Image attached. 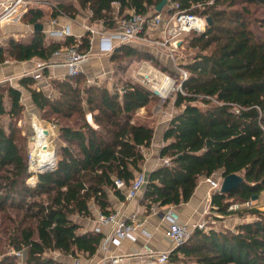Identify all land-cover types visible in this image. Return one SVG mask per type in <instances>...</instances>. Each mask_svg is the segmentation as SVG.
<instances>
[{
  "label": "trees",
  "instance_id": "obj_1",
  "mask_svg": "<svg viewBox=\"0 0 264 264\" xmlns=\"http://www.w3.org/2000/svg\"><path fill=\"white\" fill-rule=\"evenodd\" d=\"M163 1L71 0L78 7L59 3L49 18L74 19L82 9L90 13L91 22L115 30L130 13L149 20ZM171 1L192 14L209 17L211 24L204 33L191 32L187 37L193 55L183 64L188 71L185 94L177 93L165 104L174 99L177 109L160 153L170 165L147 176L143 199L148 210L178 206L190 201L202 178L241 175L244 181L239 188L212 193L211 206L224 218L249 220L233 229L194 231L184 245L170 252L167 264H264L260 205L264 193V16H256L264 0ZM44 18V12L36 8L29 9L22 21L34 27ZM76 45L81 53L90 51V34L80 42L67 38L49 44L43 32H35L28 43L8 38L0 45V64L49 62L55 52ZM137 60L174 74L152 52L135 44L119 46L110 57L121 72ZM35 85L30 76L19 80L35 108L59 130L56 168L40 174L35 185L28 183L30 175L34 180L37 173L29 171L28 147L17 127L24 111L22 92L7 82L0 84V264H68L61 258L94 256L103 235L84 231L76 219L92 218V206L101 214L113 213L109 194L124 196L115 188V180L129 185L143 173L145 151L155 134L136 115L159 99L137 82L128 79L122 92H110L89 83L82 73L50 80L52 94ZM4 116L7 123L2 122ZM248 202L253 205L245 206ZM232 205L240 208L230 210ZM29 219L34 230L25 231Z\"/></svg>",
  "mask_w": 264,
  "mask_h": 264
},
{
  "label": "crops",
  "instance_id": "obj_2",
  "mask_svg": "<svg viewBox=\"0 0 264 264\" xmlns=\"http://www.w3.org/2000/svg\"><path fill=\"white\" fill-rule=\"evenodd\" d=\"M6 1L10 0H0V3ZM36 1L37 4H31L28 10L39 8L44 12L45 18L42 22V32L45 35L47 44L51 42H63L65 40L53 38L48 35V32L54 30L56 27L70 28L72 33V37L70 38L78 40V42H80L81 39L88 34L85 28L86 26L97 28L102 33L109 31L105 26H103V24L91 22L90 13L82 9L79 10L76 18L71 19L67 17H60L57 19V25H53L52 20L49 18L52 13V7L59 3L68 4L74 2H71V0ZM76 6L78 7L77 4ZM2 10L3 8L0 6V13ZM26 12H23L22 7H18V11L12 19L3 21L0 24V45H3L8 38H13L24 43H28L32 40L35 33L34 27L22 21V17ZM26 37H29V40H19L22 38L27 39ZM101 39V37L96 38L92 47L93 49L91 50L92 56L83 68V74H85L89 82H91L92 79H96L97 81L94 82L95 84L106 87L110 92H122L125 87L122 88V84L116 82V77H118L119 80L121 78L124 80L129 79L133 82L139 83L138 73L141 69L142 71L156 70L163 73L151 63L144 62L139 66L137 61H134L133 65H129L130 67L128 66L127 70L122 72L118 71L116 66L110 61L112 54H102L99 52L98 44ZM153 54L162 64L165 63L163 62L165 60L169 64V58L167 56V58H165L162 54ZM63 58V55L52 58L50 60L51 66L44 69V76L41 81L38 82V86H40V88L48 94L53 93L50 86V80L63 79L68 74L67 68L62 65L64 63ZM40 61L41 60L39 59H33L25 62L9 61L4 64H0V84L5 83L9 78H13L11 84L9 82L7 83L15 88H19L22 95L27 94L28 91L19 86V80L25 76H30L31 72L36 68V64ZM136 64L139 67L136 66L137 68L132 71V67ZM164 65L167 66V64ZM26 98V114H29L30 110L33 111L35 109V106L30 95L26 96ZM164 103L166 102L159 100L153 108H142L136 115L142 123L151 126L155 130L152 144L150 148L145 151L146 160L144 163L143 173L147 176L163 165L160 153L166 144L164 141V133L174 114L177 112L173 103H170L167 106H165ZM32 121L33 130H35L34 124L36 122L42 126V123H40L36 117H33ZM43 128L46 129L45 126ZM212 178L219 181L222 180L219 174ZM213 192L214 191L211 190L207 178H202L189 202L178 206L154 207V209L152 208L151 210H148L147 203L143 199L144 192L140 193L136 198L131 200L126 199L125 196L120 198L118 195L111 192L109 194V199L113 213H117L122 221L129 224L134 222L135 230L131 234L132 238L121 240L120 243H115L113 241V236L115 237L113 234L114 227L111 225L99 224L97 222V216L100 212L97 207L92 206V218H78L76 221L83 227L84 231H97L103 235L100 248L92 257L80 256L78 259H74L72 257L61 259L68 264H98L103 258L109 255H116L125 257L122 264H140L142 259L140 255L143 253L146 245L151 246L158 251H172L176 247L172 244L167 234L168 222L165 219L167 211L170 208H173V210L179 214L182 222L187 224L197 223L204 217L206 218V216H204V211L206 206L211 201ZM211 215L215 217L216 224V219H220V215L213 212Z\"/></svg>",
  "mask_w": 264,
  "mask_h": 264
},
{
  "label": "built area",
  "instance_id": "obj_3",
  "mask_svg": "<svg viewBox=\"0 0 264 264\" xmlns=\"http://www.w3.org/2000/svg\"><path fill=\"white\" fill-rule=\"evenodd\" d=\"M34 1V2H33ZM36 0H10L0 3L3 10L0 13V24L3 21L10 20L17 13L18 7H22L23 12L28 11L31 4H37ZM170 9L167 20L162 17V13L155 12L148 20L146 15L130 13L127 17L121 18L118 21V26L115 30H109L105 33L100 32L97 28L86 26L87 32L90 34L91 49L87 53H81L77 50V45L64 48L54 53V57L62 56L64 65L69 76H78L83 73V65L91 58V50L95 43L96 38L101 37L99 41V52L102 54H112L116 48L125 44H145L149 43L156 48H166L167 55L173 62V67L177 77L168 75L166 73H160L154 70L139 71V83L145 88L149 89L153 95L162 102L172 98L174 94H185L183 84L188 79V71L184 68L183 63L178 61L183 59V56H178V48L181 46L179 37L191 32L198 34L204 33L207 28V22L205 17L192 14L187 10L181 9L178 3L169 1ZM53 25H57V20H52ZM162 29V33L157 38L149 36L150 31ZM48 35L57 39H67L72 37L70 28H54V30L48 32ZM174 40V41H172ZM78 42V40H76ZM51 66L50 61H40L36 64V68L31 72L30 76L37 82L43 78L44 69ZM13 78H9L6 82L12 83ZM40 88V86H38ZM32 116V115H31ZM34 116V115H33ZM32 116V117H33ZM35 117V116H34ZM33 126V121H32ZM31 160V155L29 156ZM163 165H170L168 159L163 160ZM147 175L139 173L131 181L129 185L123 180H115V188L120 190L126 199L131 200L136 198L140 193L144 191V187L147 183ZM212 191H219L222 180H216L214 178L207 179ZM253 202L246 203L245 206L250 207ZM209 209L213 211L211 201L208 204ZM207 206V208H208ZM205 209L204 217L201 221L194 224H187L181 221L179 214L170 208L165 216L168 222V237L172 244L178 248L184 245L191 237L194 231L200 230L208 232L210 229H214L215 221L212 220V215L209 209ZM240 205H234L230 207V210H237ZM154 209V208H153ZM219 217H222L221 215ZM208 218V219H207ZM97 222L101 225H111L114 227L113 241L120 243L121 240L131 239V234L135 230L134 222L129 224L122 221L117 213H111L104 215L99 213L97 216ZM175 248V249H176ZM171 251H158L151 246L146 245L140 264H167L169 254ZM125 257L109 255L103 258L98 264H122Z\"/></svg>",
  "mask_w": 264,
  "mask_h": 264
},
{
  "label": "rangeland",
  "instance_id": "obj_4",
  "mask_svg": "<svg viewBox=\"0 0 264 264\" xmlns=\"http://www.w3.org/2000/svg\"><path fill=\"white\" fill-rule=\"evenodd\" d=\"M169 1H171V0H168V2ZM170 3H168V5L162 10V17L164 18V19H166L167 20V18H168V14H169V12H167L169 9H170V5H169ZM258 10H259V12L256 14V16H259V17H263L264 15H261V14H263L264 13V6H259L258 7ZM156 12V10L152 13V14H154ZM199 16V15H198ZM258 26V25H257ZM263 29H264V27H263ZM32 30V29H31ZM161 33H162V29L160 28V29H158V30H155V31H150L149 32V36L150 37H152V38H157L158 36H160L161 35ZM30 36V35H29ZM189 36H191V34L189 35V34H186V35H184V36H181V37H179V38H177V39H179V41L181 42L180 44H181V46L178 48V56H183V59L182 60H180V61H178V64L181 62L182 63V61H184V63L186 64V63H188L189 62V59L192 57V55H193V52H192V50H190V49H188L187 48V41L189 40V38H187V37H189ZM27 39H19V40H23V41H27V40H29L28 38L29 37H26ZM172 41H174V40H172ZM135 45H137L138 47H140V48H142V49H144V50H146V51H149V52H152V53H155L156 55L157 54H162L163 55V57H165V58H169V64H168V62L165 60V61H163V62H165L164 64H167V66L166 67H168L169 68V66H172V67H170L173 71H174V74L172 75V76H174V77H177V74H176V70H175V68L173 67V62H172V60L170 59V57L167 55V49L166 48H156L155 46H152V44H149V43H146V45L145 44H135ZM167 56V57H166ZM138 61V63H139V66L141 65V64H143L144 63V61H140V60H137ZM89 62V60L88 61H86L85 63H84V65L85 64H87ZM183 63V64H184ZM130 65H133V62L132 63H129ZM129 64H127V65H129ZM84 65H83V68H84ZM139 67L137 64L136 65H134L133 67H132V71H134L137 67ZM130 67V66H129ZM88 79V78H87ZM116 82L117 83H121L122 84V86H123V84L128 80V79H126V80H124V79H118V77H116ZM39 81H41V80H39ZM38 81V82H39ZM97 80L96 79H92L91 80V82H89V80H88V82L89 83H91V84H95L94 82H96ZM38 82L36 81V85L35 86H33V87H38ZM6 83V82H5ZM4 84V83H3ZM25 91V90H24ZM25 93V92H24ZM30 95V93L29 92H27V94H25V95H22V97H21V102H22V104H23V106H24V111H23V113L21 114V116H20V120L19 121H17V127L20 129V135L22 136V137H24V139H23V143L24 144H26L27 145V147H28V152H29V156L31 155V153H32V141H31V139H30V137H32V135H35V134H37L36 133V131L35 130H33V126H32V118L35 116L37 119H38V121H40L44 126H46L47 128L48 127H50V129L53 131V133H54V138H55V140H54V152H55V150H56V148H57V144H58V141H56V139H57V137H58V132H59V130H58V128L54 125V124H52L51 122H50V120H48V119H46L44 116H43V114L42 113H40L36 108L33 110V111H31L30 110V113L29 114H26V106H25V104H26V100H27V98H26V96H29ZM31 96V95H30ZM174 96H175V94H174ZM173 98V97H172ZM172 98H170V99H172ZM170 99H168V100H166L167 101V103H168V101L170 102ZM166 101H164V102H166ZM172 103H174V99L171 101ZM167 103H164V104H167ZM5 104H7V103H5ZM153 108V107H152ZM28 109V108H27ZM29 110V109H28ZM176 112V111H175ZM33 117H32V116ZM9 119H8V117L7 116H4V117H2V122H4V123H7V121H8ZM56 129V132H55V129ZM29 168H30V159H29ZM29 171H30V169H29ZM32 174V173H31ZM31 176L32 175H30V177H29V179H28V183L30 184V182H29V180L31 179ZM30 185H33V184H30ZM260 205H262V207H261V209L262 210H264V193H263V195L261 196V200H260ZM208 206V205H207ZM207 206H206V208H207ZM232 206H234V205H232ZM207 209H209V206H208V208ZM210 210V209H209ZM210 212L212 213H215L214 211H211L210 210ZM217 214V213H216ZM220 219H216V224L214 225V229L215 230H226V229H233V228H235L238 224H240V223H242V222H244V221H247V220H249V218H246V219H241V218H239L238 216H227V217H225V218H222V217H219ZM208 219V218H207ZM212 220L213 221H215V217H213L212 216ZM23 230H25V231H27V230H34V221L33 220H31V219H29L27 222H26V224L24 225V228H23ZM55 256L57 257V256H59V255H57V254H55Z\"/></svg>",
  "mask_w": 264,
  "mask_h": 264
},
{
  "label": "bare ground",
  "instance_id": "obj_5",
  "mask_svg": "<svg viewBox=\"0 0 264 264\" xmlns=\"http://www.w3.org/2000/svg\"><path fill=\"white\" fill-rule=\"evenodd\" d=\"M36 135L32 141L30 172L39 173L55 164L54 133L51 129H44L37 122L34 124ZM48 132V134L45 133ZM35 178H36V174Z\"/></svg>",
  "mask_w": 264,
  "mask_h": 264
},
{
  "label": "water",
  "instance_id": "obj_6",
  "mask_svg": "<svg viewBox=\"0 0 264 264\" xmlns=\"http://www.w3.org/2000/svg\"><path fill=\"white\" fill-rule=\"evenodd\" d=\"M168 4V0H164L161 4H159V6L156 8V12L157 13H161L163 8ZM206 22H207V25H210L211 24V19L208 17L206 18ZM34 31L35 32H42L43 31V25L42 24H37L34 26ZM46 134H48L47 131H45ZM34 136L32 135V137H30L31 141L34 140ZM56 159V157H55ZM56 168V160H55V164L50 167V168H47L45 170H43L42 172H39L36 174V178L34 180H29L30 184H33L35 185L37 182H38V176L44 172H48V171H53L54 169ZM221 187H220V190L219 192L221 193H227V192H230V191H233L237 188H239L242 183H243V177L241 175H237V174H233V175H229V176H226V177H223L221 175ZM258 197H254L253 200H257Z\"/></svg>",
  "mask_w": 264,
  "mask_h": 264
}]
</instances>
